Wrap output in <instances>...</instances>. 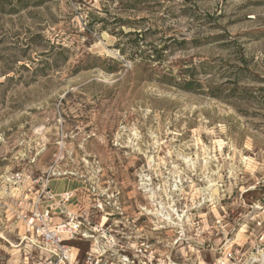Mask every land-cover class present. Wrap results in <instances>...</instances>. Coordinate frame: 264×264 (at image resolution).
Wrapping results in <instances>:
<instances>
[{"label":"rangeland","instance_id":"rangeland-1","mask_svg":"<svg viewBox=\"0 0 264 264\" xmlns=\"http://www.w3.org/2000/svg\"><path fill=\"white\" fill-rule=\"evenodd\" d=\"M52 169L109 233L74 264H264V0H0V264Z\"/></svg>","mask_w":264,"mask_h":264},{"label":"built area","instance_id":"built-area-1","mask_svg":"<svg viewBox=\"0 0 264 264\" xmlns=\"http://www.w3.org/2000/svg\"><path fill=\"white\" fill-rule=\"evenodd\" d=\"M55 171L52 169L50 173H45L36 181L39 188L35 193V199L24 197L18 200L14 218L24 224L26 233L39 239L43 252L49 255L44 264H74L76 260V257L72 259L74 248L68 243L91 241L97 245L101 242L108 244L109 233H105L104 226L101 231L96 229L97 226L90 220L92 209L86 207V197L79 189L59 195L53 193L49 184L54 179ZM57 174L61 175L60 172ZM66 174L63 172L64 176ZM101 199L98 198L92 206L97 208L94 210L109 215L106 211L110 204L109 195L104 193ZM232 259L234 255L230 253L229 260Z\"/></svg>","mask_w":264,"mask_h":264},{"label":"bare ground","instance_id":"bare-ground-1","mask_svg":"<svg viewBox=\"0 0 264 264\" xmlns=\"http://www.w3.org/2000/svg\"><path fill=\"white\" fill-rule=\"evenodd\" d=\"M150 160H151V159H150ZM150 160H149V161H150ZM148 163H149V162H148ZM152 194H153V193H152ZM151 196L153 197V196H154V194H153V195H151ZM151 196H150V197H151ZM100 245H101V244H100ZM125 261H127V260L125 259Z\"/></svg>","mask_w":264,"mask_h":264},{"label":"trees","instance_id":"trees-1","mask_svg":"<svg viewBox=\"0 0 264 264\" xmlns=\"http://www.w3.org/2000/svg\"><path fill=\"white\" fill-rule=\"evenodd\" d=\"M187 86H191V84H186V87H187Z\"/></svg>","mask_w":264,"mask_h":264}]
</instances>
